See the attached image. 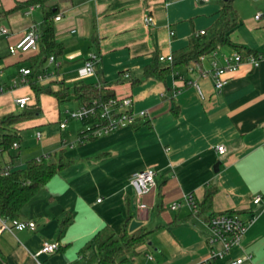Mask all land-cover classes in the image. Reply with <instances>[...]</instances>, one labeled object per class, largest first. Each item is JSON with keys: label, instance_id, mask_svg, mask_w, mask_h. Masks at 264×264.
<instances>
[{"label": "crops", "instance_id": "obj_1", "mask_svg": "<svg viewBox=\"0 0 264 264\" xmlns=\"http://www.w3.org/2000/svg\"><path fill=\"white\" fill-rule=\"evenodd\" d=\"M27 1L0 0V30L8 31L0 35V87L5 89L0 93V115L14 111L16 98L29 97V105L35 102L28 84L19 85L20 89L12 84L21 69L30 68L38 47L20 55L7 53L31 25L40 29L42 8L15 9ZM220 1L52 0L45 4L58 11L54 39L62 52L53 63L47 60L40 71L31 73L30 79L45 75L37 85L52 92L76 83L100 82L116 98L130 97L133 109L145 110L148 117L135 128L81 144L77 138L85 127L69 142L62 138L67 125L62 130L58 126L57 137L45 139L43 150L33 158L62 151L67 166L22 209L20 220L33 222L35 231H7L0 219V254L6 264H37L36 260L91 264L95 236L102 231L117 234L124 224L129 234L144 229L148 236L144 245L124 257L123 264H198L208 255L207 232L183 199L190 194L200 203L209 189L214 194L203 217L236 212L244 220L253 218L241 248L232 249L217 264H229L243 252L251 255L253 264H264V58L257 67L244 62L226 73L228 82L220 91L209 77L189 73L186 67L176 70L181 79L173 74L164 80L143 75L155 55L172 56L188 45L192 34L208 29L218 18ZM235 2L232 6L242 20L228 40L263 54L264 17L254 19L262 6L250 14L243 3ZM146 15L153 19L150 27L144 26ZM218 49L219 65L223 55L235 51ZM90 53L97 54L99 62L94 75L87 77L83 64ZM210 62L206 57L202 68L209 70ZM123 74L129 78H122ZM189 82L199 85L203 98ZM40 96L42 112L60 107L55 98L54 105L47 94ZM30 122L48 123L45 117L26 123ZM24 123L15 128L19 131ZM219 145L225 149L222 155L215 151ZM27 160L12 163L22 167ZM144 169L155 172V184L139 201L146 208L139 209L129 181ZM173 202L181 203L176 211L169 210ZM66 218L68 223L61 226ZM53 241L59 243L56 252L34 258L44 242Z\"/></svg>", "mask_w": 264, "mask_h": 264}, {"label": "trees", "instance_id": "obj_2", "mask_svg": "<svg viewBox=\"0 0 264 264\" xmlns=\"http://www.w3.org/2000/svg\"><path fill=\"white\" fill-rule=\"evenodd\" d=\"M52 0H28L24 4L17 5L15 9L38 6L43 10V19L40 24V37L38 40V54L32 59L28 68L31 73H37L49 56L61 55L62 45L54 39V18L58 15L55 8L45 7V4ZM220 9L216 21L204 31L203 35L194 33L190 36L188 45L172 54L171 64H160L155 55L153 62L143 70L145 78H155L164 80L167 76L174 74L179 67H188L192 63L198 62L200 57L208 55L212 51L221 47H232L242 58L248 56H258L259 53L247 50L243 47L233 46L228 40V34L240 23V15L232 6V0L219 3ZM93 41H95L92 35ZM34 96V103L27 105L22 112L0 118V165L8 166V175H0V219L20 220L22 209L36 194L45 188L51 178L58 175L66 166L67 162L63 158L62 151L50 154L47 160L36 161V158L29 159L22 167L13 165L16 156L11 155L13 144L20 145L21 139L15 125L26 120H30L41 114L39 96L41 94L52 95L59 106L73 99L78 105L88 103L91 100L105 102L116 98L114 94L102 83L95 84L76 83L71 88H63L59 92H52L49 87L43 88L32 80L28 83ZM1 88V87H0ZM5 90V89H4ZM124 98V97H123ZM139 125H135V128ZM95 138L86 137V132H79L77 143L81 144ZM3 156L6 157L5 161ZM214 191H206L203 200L198 203L200 213H205L210 209ZM68 223V218L64 219L61 226ZM148 232L140 229L138 232L129 234L126 224L122 226L119 233L102 231L94 238L95 259L91 264H123L124 257L134 252L136 248L147 242ZM0 264H6L5 259L0 254Z\"/></svg>", "mask_w": 264, "mask_h": 264}, {"label": "built area", "instance_id": "obj_3", "mask_svg": "<svg viewBox=\"0 0 264 264\" xmlns=\"http://www.w3.org/2000/svg\"><path fill=\"white\" fill-rule=\"evenodd\" d=\"M198 3H206L209 0H196ZM264 17V0L262 12H258L254 15L255 20H260ZM55 21H58L60 17L56 16ZM143 23L145 27H150L153 25V19L151 16H144ZM8 31L6 29L0 30V35H7ZM199 35H203L204 31L198 32ZM173 35V32H170ZM40 37L39 27L36 25H31L29 29L21 36V38L13 45L8 46L7 53L9 55H20L25 54L31 50H35L38 47V40ZM216 49L209 53L208 55L200 57L198 62L192 63L186 67V71L192 73L196 71L199 73L200 77H209L212 80L213 88L216 91H220L228 82L224 76L226 73L234 71L240 64L246 62L252 65V67H257L259 61L264 58V53L259 54L257 57L248 56L242 58L240 54L236 51L231 52L228 56H222V65L218 64L216 60V55L218 54ZM211 58L210 69L205 70L202 68L201 63L206 58ZM49 62L53 63L54 58L50 56L48 58ZM157 61L160 64H171L173 62L172 56H162L159 55ZM99 62V57L95 53H90L84 61L83 72L87 77L94 75L95 66ZM31 70L21 69L19 72V77L13 82L12 87H17L19 85L28 84L30 81ZM174 76L181 79L178 72L173 74ZM47 78L45 75H38L35 78L36 82H40ZM122 78L128 79V74H123ZM197 92L200 98H203L202 92L199 85L196 82H189ZM4 91V88H0V93ZM30 102L29 97L16 98L14 103L19 109L25 108ZM64 114L66 119L59 122V128L62 130L66 127V123L70 120L72 121H86L91 122L92 125H88L81 132H86V137L99 138L107 136L117 130L124 128H132L140 121L145 120L148 114L145 110H134L132 105V100L130 97L124 98H112L105 102L98 100H91L88 103L80 104L74 110H65ZM41 138V133H35V139L39 140ZM65 145V143H63ZM67 145V144H66ZM17 144L12 145V150L18 149ZM215 151L218 155H222L225 149L222 145L216 146ZM49 154L42 155L36 158L37 162L41 160H47ZM10 169L8 166L0 165V175H8ZM154 176L155 172L152 169H144L137 171L130 178L129 184L132 187L136 201L138 202L139 209H145V205L140 204V199L148 194L154 187ZM184 203L189 207L192 215L198 217L201 223L204 225L207 237L206 245L208 247L207 257L198 264H217V262L225 259L230 251L234 248H241V243L243 241L244 235L246 233L247 227L252 222L253 218L244 220L239 213L236 212H223L218 214H213L207 217L199 212L198 202L194 199L192 195L184 196ZM260 201L259 197H256L253 202L257 204ZM181 203L173 202L169 205V210L176 211L180 208ZM2 227L7 231H22L29 230L35 231L36 225L31 221L22 220H2ZM59 249V243L57 241L44 242L40 250L34 255L36 259L40 255H50ZM151 259V257H149ZM37 264H41L37 261ZM229 264H253L252 257L250 254L243 252L239 256L232 258Z\"/></svg>", "mask_w": 264, "mask_h": 264}, {"label": "rangeland", "instance_id": "obj_4", "mask_svg": "<svg viewBox=\"0 0 264 264\" xmlns=\"http://www.w3.org/2000/svg\"><path fill=\"white\" fill-rule=\"evenodd\" d=\"M243 3L242 6L245 7V11L249 12L250 14L255 10V8L258 5H261L263 8V0H236L235 3ZM240 15V14H239ZM241 16H240V22H241ZM7 74H10L7 73ZM11 82V81H10ZM24 87V86H23ZM21 86H18L17 89H20ZM16 90V89H14ZM10 93V92H8ZM7 93V94H8ZM49 98H51V101L54 103L55 105V100L54 97L52 95H48ZM42 96L39 97V105H42ZM51 102V104H52ZM77 103L75 101H71V102H67L66 104L61 105L59 108L55 107L54 109H49V112H45L41 110V114L30 119V120H26L23 121L25 122L23 125L21 126V128H19L20 130L18 131L21 142L19 145V148L17 150H12L11 151V155L16 156L15 160L16 163L17 162H24L25 160L29 159V158H33L38 156V154L43 150V144L46 138L48 137H52L58 136V126H59V122L63 121L66 119V116L64 114L65 110H74L75 108H77ZM22 112V109H19L17 106H14V111H12V113L17 114ZM9 114V113H8ZM5 115H0V118H2ZM46 118V122L45 125H39V126H34V124L30 123H26L28 121H36L38 119H43ZM67 128L62 131V138L63 140L69 142L71 140H73V138L76 136L77 134V130L79 128L82 127V129L86 126H90L92 125L91 122H86V121H68L66 123ZM36 132H40L41 133V139L38 141L35 139L34 135ZM49 147V146H48ZM50 148V147H49ZM147 263V262H146Z\"/></svg>", "mask_w": 264, "mask_h": 264}, {"label": "water", "instance_id": "obj_5", "mask_svg": "<svg viewBox=\"0 0 264 264\" xmlns=\"http://www.w3.org/2000/svg\"><path fill=\"white\" fill-rule=\"evenodd\" d=\"M225 2L228 1V0H224ZM217 170V165H215V171Z\"/></svg>", "mask_w": 264, "mask_h": 264}, {"label": "bare ground", "instance_id": "obj_6", "mask_svg": "<svg viewBox=\"0 0 264 264\" xmlns=\"http://www.w3.org/2000/svg\"><path fill=\"white\" fill-rule=\"evenodd\" d=\"M255 57H257V56H255ZM240 214V213H239Z\"/></svg>", "mask_w": 264, "mask_h": 264}]
</instances>
